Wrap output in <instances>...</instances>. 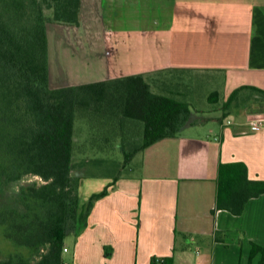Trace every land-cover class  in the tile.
Returning <instances> with one entry per match:
<instances>
[{"label": "crops", "instance_id": "obj_1", "mask_svg": "<svg viewBox=\"0 0 264 264\" xmlns=\"http://www.w3.org/2000/svg\"><path fill=\"white\" fill-rule=\"evenodd\" d=\"M96 1L103 8L99 34L107 41L108 57L120 61L122 48L128 47L130 61V48L143 44L144 65H109V74L103 70L98 80H87L80 76L84 70L70 74L61 58L56 65L50 61L53 85L143 74L150 90L161 91L170 82L167 75L203 71L223 74V101L241 86L264 91V0H152L156 13L142 15L140 31L121 26L122 20H131L122 6L133 0ZM71 32L61 37L75 44ZM84 35L91 38L93 32ZM194 116L196 123L203 121ZM259 118L264 119L263 105L253 106L247 120L229 125L219 120L209 137L190 125L136 154L128 163L134 174L112 173L104 180L89 175V167L119 165L110 155L113 147L119 149L118 141L102 149L89 142L88 127L78 143L74 136L72 174L80 179V205L108 189L92 202L85 226L65 236L71 245L64 241V262L150 264L152 258H171L173 264H249L251 243L264 246V193L249 200L240 216L212 210L220 164L242 162L249 179L264 181V123L258 131L249 127ZM259 261L258 254L251 264Z\"/></svg>", "mask_w": 264, "mask_h": 264}, {"label": "trees", "instance_id": "obj_2", "mask_svg": "<svg viewBox=\"0 0 264 264\" xmlns=\"http://www.w3.org/2000/svg\"><path fill=\"white\" fill-rule=\"evenodd\" d=\"M80 8L81 0H0V196L25 176L42 181L0 201L1 233L13 245L0 264H64L65 236L85 226L92 202L106 194L108 187L80 205V179L72 174L77 117L88 124L90 143L109 150L118 141L125 165L196 123L187 103L153 93L143 74L53 85L49 26H78ZM208 102H218L217 92ZM258 104L264 106V91L241 86L223 101L222 118ZM263 193L264 181L249 179L244 163L220 164L212 214L240 216ZM258 254L264 264V246L251 243L249 264ZM150 264L173 260L152 258Z\"/></svg>", "mask_w": 264, "mask_h": 264}, {"label": "rangeland", "instance_id": "obj_3", "mask_svg": "<svg viewBox=\"0 0 264 264\" xmlns=\"http://www.w3.org/2000/svg\"><path fill=\"white\" fill-rule=\"evenodd\" d=\"M152 5V0H133L132 2H125V5L122 6L123 12L126 11L131 20L129 22L122 20L121 23L123 24H121V26L126 27L130 24V26H133L135 31L142 30L144 22L139 19L142 18V15L145 17L148 14L156 13L155 10H153L154 8ZM81 7L78 26H66L59 24H50L49 26V54L50 61H52L54 65H56V61H59L62 58L64 65H68L70 74L81 73L82 70H84L80 76H83V79L87 80L90 76L98 80L100 76H102L100 71L103 70L109 74V65H116L117 63L119 65H144L143 44H141V46H133L130 48V52L133 57L130 61L126 55L127 53L129 54L128 47L122 48L120 54L122 60L114 62V58L110 59L106 53L107 41L105 42L104 38H102L99 34L103 32V22L105 21L103 17V8L96 0H83ZM45 13L50 16L51 12L45 11ZM105 17L107 16L105 15ZM65 30L74 31L71 33L75 37V44L72 39H69L67 36L66 38L61 37L63 36L62 33H64ZM75 31L78 33L76 34ZM87 31L93 32L91 38L85 37L84 34ZM105 38L106 40H108V38L111 39V37ZM167 76H169L170 82L164 87L166 90L162 89L161 91H158L152 89L153 91H151L155 94H162L187 103L191 113L196 115L197 118L203 119V121L197 122L193 126L200 129L198 131H201L204 135H206V137L211 136L209 134L211 130L217 132L219 128V120H228L230 123L237 122L239 119H242L243 121L246 118L247 120V116H249L253 106H255H242L238 108L237 111H232L222 118L223 113L221 111V105L224 99L223 74L214 75L202 71L198 72V74L173 73ZM213 92H217L218 94L217 103L208 102V96ZM259 105H256V107H259ZM255 117H257V115ZM87 127L88 124L85 120L80 117L76 118L74 122L75 140H78L76 143L79 142L82 132L87 131ZM110 155L113 157L112 159L114 162L117 161L120 164L115 167L90 166L89 175H95L104 180L112 173L125 176L134 174L132 173V170H136L133 169L132 166H129V164H124L122 154L118 148L113 147L110 151ZM30 184L41 185L42 181L35 176H25L8 188L6 192L0 196V201L8 202L9 197L16 195L21 187ZM81 199H83V197H81ZM70 239L71 238L69 236L64 238L65 243L71 245ZM12 249L13 245L2 236L0 227V259L2 256H5L12 251ZM69 258L70 255H65V260H68Z\"/></svg>", "mask_w": 264, "mask_h": 264}, {"label": "built area", "instance_id": "obj_4", "mask_svg": "<svg viewBox=\"0 0 264 264\" xmlns=\"http://www.w3.org/2000/svg\"><path fill=\"white\" fill-rule=\"evenodd\" d=\"M264 123V119L262 118H259V119H256V120H253L249 123V127L252 131H258L261 129V126L262 124ZM227 125L230 124L229 121L226 122ZM63 252H67V249H63ZM64 264H70V263H67V262H64Z\"/></svg>", "mask_w": 264, "mask_h": 264}]
</instances>
